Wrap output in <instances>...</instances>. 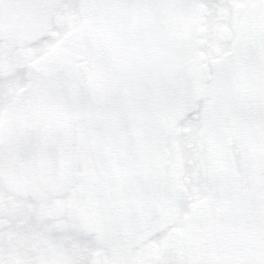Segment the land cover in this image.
<instances>
[{"label":"snow or ice","instance_id":"snow-or-ice-1","mask_svg":"<svg viewBox=\"0 0 264 264\" xmlns=\"http://www.w3.org/2000/svg\"><path fill=\"white\" fill-rule=\"evenodd\" d=\"M0 264H264V0H0Z\"/></svg>","mask_w":264,"mask_h":264}]
</instances>
